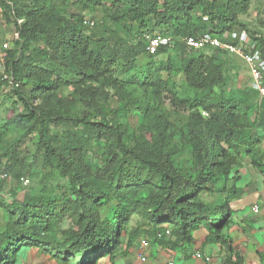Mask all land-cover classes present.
Listing matches in <instances>:
<instances>
[{
	"label": "trees",
	"instance_id": "obj_1",
	"mask_svg": "<svg viewBox=\"0 0 264 264\" xmlns=\"http://www.w3.org/2000/svg\"><path fill=\"white\" fill-rule=\"evenodd\" d=\"M77 2L88 9L100 5L105 20L117 27L88 33L96 22L91 26L83 16L69 19L54 4L18 6L0 0L4 19L14 23L18 34L15 46L1 47L0 54L5 51V70L18 86L1 76L0 81L10 84L23 106L3 127L24 131L5 152L8 160L0 162V174L22 183V177L49 167L67 180L60 193L42 189L21 200L10 190L0 264H16L24 248L39 249L57 264H97L114 255L126 234L129 242L144 235L174 248L193 243L199 229L208 231L207 242L230 251L226 262L242 264L227 234L231 198L239 191L235 185L245 157L264 175V100L233 82L239 71L225 73L226 56L234 54L188 49L183 38L246 30L264 51L263 32L248 30L240 21L252 0ZM121 23L125 35L119 33ZM158 33L176 41L151 54L147 35ZM161 54L167 58L158 61ZM141 57L149 62L138 64ZM179 75L186 84L180 91L173 79ZM228 85L235 89L230 94ZM65 87L82 103L79 115L72 113L75 103L63 112L60 91ZM106 87L115 91L116 108L98 104L108 98ZM163 98L190 111L183 133L191 173L179 172L175 164L168 119L156 114L152 126L145 124ZM34 139V150L25 151V142ZM136 213L144 220L127 230Z\"/></svg>",
	"mask_w": 264,
	"mask_h": 264
},
{
	"label": "rangeland",
	"instance_id": "obj_2",
	"mask_svg": "<svg viewBox=\"0 0 264 264\" xmlns=\"http://www.w3.org/2000/svg\"><path fill=\"white\" fill-rule=\"evenodd\" d=\"M12 2L16 3L18 6L22 5H29V4H38V6L45 5L46 7L51 6V4H54L57 6V8L60 10L64 16H66L69 19H76L78 20L77 16H83V18L92 19L97 23V27L95 28H89L88 33L91 32H97L100 33L102 30H104L106 27L108 28H116L117 25L110 20H105L104 13L102 11V8L100 5L95 6L94 9H88L84 6L81 7L80 3H78V0H67L68 5L63 4V0H11ZM240 21L245 24V26L248 28V30L255 31V32H263L264 34V0H252L251 5L249 7V11L247 14L240 16ZM122 23L120 24L119 33L126 34L125 30L121 27ZM238 28H241L239 26ZM244 28V27H243ZM15 26L13 22H7L4 19L2 9L0 7V51L2 44L4 42L9 43V48H13L15 46ZM96 35V34H95ZM131 39V38H130ZM188 51V50H187ZM213 51H206L205 55L210 56V54ZM217 53L216 51H214ZM173 56H175L176 52H173ZM192 54L191 51L185 52L184 55L188 56ZM228 62L225 65V73H227L229 76H232L234 72L239 71L240 73L242 69L246 68V64L236 55L232 56H226ZM167 58V54H161L157 57V60H163ZM149 62V60L145 57H141L138 60V64H146ZM242 69H241V68ZM6 69V67H5ZM7 70V69H6ZM173 79L177 82L178 88L177 90L180 91L181 88H184L186 86L184 82V78L182 76H174ZM94 86H98L97 83H94ZM106 92L108 93V98L106 101H103L102 99L98 100V104H103L110 106V108H116L118 106V102L116 100V95L114 89L111 87H106ZM235 90L231 86H227L225 91L227 94H230ZM60 96L63 101V112L65 113L69 105H74V109L72 111L73 114L79 115L84 107H82V103H79L78 99L73 100V97H71L70 94V88L65 87L60 91ZM238 93V91L236 92ZM166 94V92L164 93ZM139 98H141V95H138ZM255 99H258V94L254 93ZM172 99L169 98H163V103L158 104V107L152 116H150L148 119H146L145 124H148L149 126H152V123L155 122L154 116L157 114L158 116L166 117L169 121V130L171 132L170 138L176 143V149L175 154H173V157L175 158L176 166L178 168V171L184 174L191 173L193 171V164H192V156L189 148V142L188 137L185 133H183V128L185 124L188 121L189 116V109L186 106L177 105L174 104ZM40 103V100L38 101ZM23 111L22 104L17 100V97L12 92V89L10 87V84L1 82L0 81V162L4 164L8 160V157H4L5 152L8 150V148L13 144L14 141L21 138V136L24 134V131L22 129H18L16 127H13V129L8 130L7 128H4L3 125L6 121L9 120V118L12 115L19 114ZM35 140L33 141H26L23 148L25 151H33L35 148ZM133 146V144H132ZM264 147V144L262 145ZM94 157L93 155H91ZM31 158L28 157V161L31 162ZM95 162L99 161V158L94 160ZM1 173V172H0ZM59 172L54 168L45 167L40 171L39 175L32 176V174H29L27 176H24L28 180V184L24 185L23 183L17 182L12 176H8L5 178V180L1 183V198H0V232L4 230V227L6 226V208L5 206L11 202L12 195H10V190L17 191L18 198L21 200L23 196H31V195H38L41 193L42 189L46 191L53 190L55 192L60 193L63 189L60 188V186H63L67 183V180H64L59 176ZM144 219L142 218L141 214L136 213L132 216V219L130 223L127 226V230L130 227H137L139 223H141ZM25 249V248H24ZM23 249V250H24ZM23 250L19 253L17 263L19 264V257L22 258L25 257V254H22ZM206 252V251H205ZM206 255H210L209 252L206 253ZM26 259V258H25ZM39 259L42 260L40 257ZM200 262H203L205 264L203 258L197 259ZM28 263H30L32 260L28 258L26 260ZM34 263H37V258L34 257ZM48 263V262H47ZM177 264H180L179 261L176 262ZM50 264V263H48ZM57 264V262H56Z\"/></svg>",
	"mask_w": 264,
	"mask_h": 264
},
{
	"label": "crops",
	"instance_id": "obj_3",
	"mask_svg": "<svg viewBox=\"0 0 264 264\" xmlns=\"http://www.w3.org/2000/svg\"><path fill=\"white\" fill-rule=\"evenodd\" d=\"M239 176L235 185L239 191L231 198L233 215L227 230L233 245L232 253L241 256L242 264H264V217L251 209L253 204L259 203L264 210V175L256 171L249 157H245ZM207 236L206 229H199L193 243L171 248L161 246L144 235L134 236L129 242V235L126 234L114 255L101 258L97 264H169L171 260L180 264H203L195 256L198 251L209 252L212 261L208 264H222L230 256V251L219 243L207 242ZM23 251L26 254L19 257V264H56L54 259L39 249L27 248ZM34 257L37 263H34ZM28 258L32 260L30 263L26 261Z\"/></svg>",
	"mask_w": 264,
	"mask_h": 264
},
{
	"label": "built area",
	"instance_id": "obj_4",
	"mask_svg": "<svg viewBox=\"0 0 264 264\" xmlns=\"http://www.w3.org/2000/svg\"><path fill=\"white\" fill-rule=\"evenodd\" d=\"M84 23L93 26L95 21L92 19L85 18ZM17 37L18 34H15ZM176 39L170 34H154L147 35V51L151 54H156L160 47H172ZM183 41L188 49L191 48H215L224 49L229 51V53L238 56L245 64L246 68L242 69L238 73L233 82L239 87H248L258 92L261 100H264V51L249 32L246 30L240 31H229L226 30L220 37L214 36L212 34H204L200 37H195L193 35L186 36ZM2 46L7 49L9 48V43L6 41ZM6 53L3 51L0 54V76L3 80L9 81L15 86L18 83H14L12 74L6 72ZM9 175L6 173L0 174L1 178H6ZM21 182L24 185L28 184V180L25 177L21 178ZM264 182V179H263ZM252 211L255 214H261L264 217V210L261 209L259 203H255L252 206ZM196 258H203L205 264L212 261L211 255H206V253L196 252ZM169 264H177L175 261L171 260ZM222 264H229L224 261Z\"/></svg>",
	"mask_w": 264,
	"mask_h": 264
}]
</instances>
